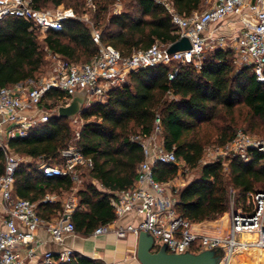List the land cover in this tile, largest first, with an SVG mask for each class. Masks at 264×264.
I'll use <instances>...</instances> for the list:
<instances>
[{
    "label": "trees",
    "instance_id": "trees-1",
    "mask_svg": "<svg viewBox=\"0 0 264 264\" xmlns=\"http://www.w3.org/2000/svg\"><path fill=\"white\" fill-rule=\"evenodd\" d=\"M123 1L126 3L123 12L108 20L97 16V29L104 46L129 57L156 44L167 47L179 40L170 14L156 0ZM171 1L182 16L200 11L203 5V0ZM32 2L38 10L62 5L82 7V0ZM31 27V23L21 18L0 21V88L38 80L46 65L45 48L73 64L89 63L99 53L93 30L81 21L68 19L54 30H31ZM177 67V63H172L131 73L126 84L108 93L106 103H96L81 114L84 124L75 144L93 165L79 169L82 179L76 194L79 207L72 215L77 233L92 235L99 227L117 219L110 198L135 185L137 168L145 159L141 145L132 138L150 137L157 120L165 148L173 150L191 169L199 167L205 147L214 138L220 146L234 139L237 122L228 117L237 108H247L264 127V83L258 82L250 69L235 72L231 50L207 51L200 68L181 66L170 80L169 75ZM59 97L62 93L56 90L47 95L50 100ZM70 123L55 115L49 122L33 128L27 138L8 142L15 155L27 159L16 172L15 195L36 204L37 213L44 221L58 216L63 205L43 203V200L53 193L69 194L72 181L69 176H45L38 166L41 162L63 163L61 151L74 138ZM226 163L228 174L223 162L204 165L199 178L175 193L179 216L190 224L215 222L230 211L232 195L236 205L247 193L264 192L263 154L254 153L248 162L235 158ZM4 173L5 155L0 148V177ZM178 174L179 168L173 164L158 163L153 169L154 178L160 183L173 181ZM67 264L100 262L75 252Z\"/></svg>",
    "mask_w": 264,
    "mask_h": 264
},
{
    "label": "built area",
    "instance_id": "built-area-1",
    "mask_svg": "<svg viewBox=\"0 0 264 264\" xmlns=\"http://www.w3.org/2000/svg\"><path fill=\"white\" fill-rule=\"evenodd\" d=\"M157 1V0H156ZM207 6L204 12H194L182 16L175 10L171 0H158L170 14L171 22L177 29L179 40L189 38L191 49L169 54L171 46L157 44L147 50L123 57L111 46H104L101 33L93 31V40L99 53L91 62L73 64L48 49L53 63L50 75L41 80H28L11 87L0 88V148L5 155V173L0 177V197L4 208L0 219V264H30L40 246L38 231L45 222L37 213V205L17 197L14 192L15 175L21 160L9 148L8 142L14 138H27L30 131L58 115L60 106H68L76 92L85 89L87 96L85 109L96 103H106L108 93L126 84L128 76L141 69L159 65L179 64L169 75L173 80L179 68L194 65L200 68L203 55L209 50H231L237 72L243 69L253 71L256 80L264 83V0H203ZM21 18L32 24L33 29L54 30L70 19L62 8L38 10L32 0H0V21L8 18ZM178 40V41H179ZM56 90L62 97L50 100L47 95ZM159 120L150 137L137 136L132 141L141 145L144 161L137 168L135 185L125 191L114 193L110 198L117 219L101 226L95 236L114 232L120 239L129 234L139 237L141 232L151 235L171 254L193 253L216 250L222 253L219 264H235L239 252H249L252 247L264 250V192L252 191L246 194L245 204L236 207L232 195L227 226L223 235H199L192 230V224L184 220L176 211L178 191L175 181L158 182L153 175L158 163L173 164L189 170V166L177 158L173 150H167L161 136ZM80 131L75 133V140ZM264 155V140L252 138L245 131H238L234 139L215 148L212 164L239 159L248 162L254 153ZM63 163L53 165L41 162L38 169L45 176L65 177L72 181V189L63 202V210L55 225L47 223V232L53 242L62 244L67 235H76L72 215L79 207L77 191L82 186L81 168H91L92 161L86 158L77 147L68 146L61 151ZM47 196L43 203L51 202ZM130 213L142 217L134 226L116 227L118 220ZM224 215V216H225ZM223 218V217H222ZM243 234H256L253 243H243ZM158 250V249H156ZM74 251L64 249L59 254L47 252L38 264H67L74 257Z\"/></svg>",
    "mask_w": 264,
    "mask_h": 264
},
{
    "label": "rangeland",
    "instance_id": "rangeland-1",
    "mask_svg": "<svg viewBox=\"0 0 264 264\" xmlns=\"http://www.w3.org/2000/svg\"><path fill=\"white\" fill-rule=\"evenodd\" d=\"M158 1V0H157ZM103 5L104 7H106V11L101 9V5ZM126 7V3L123 0H114L112 1V3L109 2H103L102 0H82V7L79 9L76 8H68L64 5L60 6V7H54V6H48L46 8V10L49 11H53L55 9L58 8H62L65 12H67V14L69 15L70 19H74V20H78L83 22L88 28H90L91 30H96V31H100L98 30V15L100 18H104V19H109L112 15H116L119 14L121 12H123L125 10ZM207 10V6L205 4V2H203L202 8L200 9V12H204ZM98 24V25H97ZM158 46L164 48V45L161 44H157ZM45 50V61H46V65L44 66V68H42L39 76H38V80L36 81H41L45 78H47L51 71H52V67H53V63L51 61V57L49 55V52ZM209 51H213V49H209ZM179 64H177L178 66ZM234 69L235 72H237L236 67L234 65ZM228 119L230 120H235L237 122V125L234 129V134H236L238 131L242 130L245 131L248 135H250L252 138H257L259 140H264V127L262 126V122H260L259 120L255 119L251 113L248 111L247 108L245 107H239L236 109V111L230 115L228 117ZM84 121L81 119V115L77 118V120L75 122H71L70 123V127H71V132L74 136L73 140L71 141V143L69 144V146H73V147H77L75 142V133L81 130V127L83 126ZM162 135L159 137L158 141H162ZM216 138H214V141L211 142L208 146L205 147L204 150V154H203V160L204 162L208 163V162H212V155L215 151L216 147H219V143H217ZM17 157L22 161H27L26 158L17 155ZM204 162H200L199 167L196 169H191L189 168V170H185L183 167L180 168V176H178L174 182V185L177 186V189L180 190L183 187H185L187 184H189L190 182H192L193 180L197 179L200 177L201 175V169L202 167L205 165ZM224 169H225V173L228 174V164L226 163L224 165ZM68 195H66L67 198ZM65 198V199H66ZM245 199L246 197L237 202L236 203V207H239L241 205L245 204ZM235 202V201H234ZM219 225H221V228L219 229H223L226 225H227V215L223 216V218L220 219V221L217 223ZM158 249H166L167 247L165 245H161L160 242L157 241V244L155 246V250ZM248 262H254L253 258L250 255V252H239L235 259H234V263L235 264H247Z\"/></svg>",
    "mask_w": 264,
    "mask_h": 264
},
{
    "label": "crops",
    "instance_id": "crops-1",
    "mask_svg": "<svg viewBox=\"0 0 264 264\" xmlns=\"http://www.w3.org/2000/svg\"><path fill=\"white\" fill-rule=\"evenodd\" d=\"M30 159H28L29 161ZM67 192L63 191L60 194L53 193L48 195L52 198L51 203H58L65 201ZM4 208L0 197V219L3 217ZM58 216L52 218L50 221H45L40 230L38 237L40 238V246L36 249V257L30 264H38L42 261L43 256L47 252H54L59 254L64 249H71L85 257L97 260L100 264H141L137 258L138 237L134 234H129L126 238L120 239L114 232L102 234L99 236L89 235L85 236L80 233L76 235H67L64 237L63 243L58 244L52 241L50 234L47 232V223L52 225L57 224ZM142 221V217L136 213H130L118 220L116 227H126L128 225H138ZM215 222H203L199 224H192V230L199 235H223L224 228Z\"/></svg>",
    "mask_w": 264,
    "mask_h": 264
},
{
    "label": "water",
    "instance_id": "water-1",
    "mask_svg": "<svg viewBox=\"0 0 264 264\" xmlns=\"http://www.w3.org/2000/svg\"><path fill=\"white\" fill-rule=\"evenodd\" d=\"M191 47L189 38L182 37L169 47L168 53L188 51ZM86 96L85 89L76 92L68 106L58 108V116L75 122L85 110ZM221 256L222 253L216 250L204 251L199 254H171L166 249L155 250V240L151 235L141 232L138 237L137 258L141 264H219Z\"/></svg>",
    "mask_w": 264,
    "mask_h": 264
},
{
    "label": "bare ground",
    "instance_id": "bare-ground-1",
    "mask_svg": "<svg viewBox=\"0 0 264 264\" xmlns=\"http://www.w3.org/2000/svg\"><path fill=\"white\" fill-rule=\"evenodd\" d=\"M227 226V225H226ZM256 234H243L242 242L243 243H253L256 242ZM254 262H248L247 264H264V250L258 247H252L248 250Z\"/></svg>",
    "mask_w": 264,
    "mask_h": 264
}]
</instances>
